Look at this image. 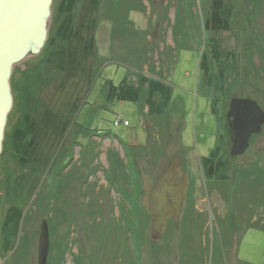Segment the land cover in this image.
<instances>
[{"label":"rangeland","instance_id":"rangeland-1","mask_svg":"<svg viewBox=\"0 0 264 264\" xmlns=\"http://www.w3.org/2000/svg\"><path fill=\"white\" fill-rule=\"evenodd\" d=\"M212 1L127 0L120 13L115 10L116 0L108 4L106 0H81L74 28L83 42L58 38L49 52L52 56L64 52L66 66H75L74 74H60L47 65L43 78L28 86L21 72L37 66L42 56L16 68L17 92L13 91L14 108L6 131L12 133L21 118L17 104L25 99L23 89L28 90V109L39 127V135L32 138L38 142L40 161L35 162L37 168H23L11 147L1 159L0 264H38L45 219L50 226L49 264L62 262L59 246L66 244L62 237L74 220L70 243L75 239L78 243L70 244L63 264H75L74 253H79L84 264H264V229H248L252 224H264V200H260L264 173L252 175V182L240 185L236 172L249 165L264 169V127L244 154L232 157L226 121L232 98L255 100L264 110V0H222L230 28L209 31L204 21ZM141 2L145 8L131 10L129 22H120L116 29L113 20H123L126 6L143 7ZM180 8L193 9L198 16L186 15L180 23ZM181 26L188 33L179 48L173 31ZM76 46L78 57L73 64L69 55ZM85 47L87 52H83ZM208 52L206 70L199 63ZM127 73L131 81L142 83L148 77L163 82L165 89L173 88L162 118L149 114L147 91L154 83L150 80L139 102L109 98L110 79L117 84ZM219 135L223 146L215 162L225 155L231 167L237 168L230 171L233 189L225 193L208 182L201 157L210 154ZM156 143L159 156L153 163L151 152L158 148ZM175 155L183 158L189 192L182 216L168 223L162 240L155 242L150 192ZM130 173L133 177H128ZM11 179L16 180L14 184L20 181L18 189L9 193ZM111 180L120 182L121 188L130 184L134 192L131 203L135 204L130 203L129 208L126 191L119 193ZM131 191L127 189V194ZM13 207L23 211L16 230L7 224ZM122 207L130 209L127 221L121 217ZM137 207L144 209L141 218H133L132 210ZM194 215L199 219L197 229ZM116 221H122L124 228L115 227ZM12 233H16L15 245L7 252L5 242L13 239L4 237L14 238Z\"/></svg>","mask_w":264,"mask_h":264},{"label":"trees","instance_id":"trees-1","mask_svg":"<svg viewBox=\"0 0 264 264\" xmlns=\"http://www.w3.org/2000/svg\"><path fill=\"white\" fill-rule=\"evenodd\" d=\"M108 1L110 0H106L105 4H108ZM134 2V0H132ZM142 1V0H141ZM212 10L210 15L205 19L204 21V27L206 30L209 31H220V30H228L230 28L229 25V13L227 8L223 5L222 0H213L212 1ZM81 3V0H54V16H53V23H52V27L50 30V36H49V40L45 46L44 52L41 57L40 62L38 63L37 66H35L34 68L28 69V70H22V74L24 75V84H27L28 86L31 85H36V82H38V80H40L41 78H43L44 75V68L47 65H51L53 66V71L55 72H59L60 74H70L73 75V67L72 66L69 68V66H66V58H65V53L63 52V49L61 54L59 55H51L49 54L50 50L55 48L56 45V41L58 40V38L63 39L64 41H68L71 40L72 42L74 41H79V43L83 42V37L80 33L79 30H75L74 28V24H75V20H76V13H77V9L79 8ZM117 3V7H116V11H119L121 13L122 7L124 5L127 4V0H116ZM141 4H143L141 2ZM137 5L134 4H130L128 6H126L127 9V15L126 18H124L123 20H113V24L115 25L114 27L117 29L120 22L123 23H128L129 19H128V14L130 13L131 10L134 9H140L143 10L145 8L144 4L143 7H136ZM109 8V6H108ZM182 8V7H181ZM178 9L177 10V18L178 21H180V23L182 21H184L185 16L186 15H197L198 14L196 12L192 10H187V9ZM117 13V12H115ZM120 15H118L119 17ZM198 21H199V17H198ZM188 31L185 29L184 26L181 27H177L174 28L173 31V37L174 40L176 41V46L179 48H182L181 44H182V39L187 35ZM183 37V38H182ZM71 38V39H70ZM182 38V39H181ZM86 42V41H84ZM211 49H212V53L214 52L213 55H215L216 58V52L214 51V46L211 45ZM48 50V51H47ZM78 48L77 46L75 47L74 51L72 52V56L69 55V60L71 61V63L76 64L77 63V57H78ZM88 51V47H85L83 52H87ZM211 53V54H212ZM48 55V56H47ZM207 61H210V52L203 54V56L201 57L200 63L199 65L202 67V69H206L207 70ZM209 68V67H208ZM16 71V70H15ZM51 72V71H50ZM53 73L51 72V75ZM41 77V78H40ZM14 75L12 77V86L14 87L13 91L15 93V91L17 92V81L13 80ZM149 80L151 81L150 83H153L152 88H150L147 92H148V96L146 98L147 103H148V107H149V114L151 115L152 118H160L163 114L164 111L166 109L169 108L170 103L172 101L173 98V88L169 87L166 88L165 87L167 85H165L163 82H157L154 81L152 79H149L148 77H143L142 79V83L141 80L139 81L138 79L136 81H131V76L130 73H127L123 79L119 82V83H114L113 80L110 79L108 85L110 86L109 89V95H110V99H114V100H126V101H133V102H139L141 100V98H143V94L146 92V90L149 88L148 84ZM148 87V88H147ZM30 89V87H29ZM24 90V98L22 102H18V107L17 109L20 112V116L21 118L19 119V121L17 120L16 123L14 124V130L12 133H9L6 131V138L4 141V152L2 155V158L4 157V154L7 153V147H11L13 150V157L17 160H20L19 162H21L22 167L26 168V167H30L35 165V162H39V147H38V142L35 140V138H32V135H37L39 127L38 125H35L36 123H34L32 117H31V109H28L29 107V99L30 97V93L28 94V90ZM27 94V95H26ZM157 94L160 96L161 98V103L158 100ZM17 99V96L15 97ZM15 99V101H16ZM18 99L20 100V97H18ZM27 103V104H26ZM22 104V105H21ZM24 106V107H23ZM25 108H27L28 110L25 111ZM162 118V117H161ZM34 135V136H35ZM39 135V134H38ZM37 135V136H38ZM257 137V135H254L252 140ZM158 146V143H156ZM223 145H221V139H220V135L218 136V141L213 149V151L211 152V154L207 157H203L202 158V162L204 163V165L206 166V174L209 178V183L212 185H215L216 187H219L220 189H223V191H229V189H233V186L230 185V178H231V172L230 171H235V169L237 168H232L230 165L229 160H225L226 158L225 155L224 157L219 158V160L217 162H215L216 159H218V152L221 150V147ZM160 146H158V148H153L152 152H151V161H153V163H155V161L157 160L156 158H158L159 154H158V150H159ZM1 167H2V160H1ZM21 167V166H20ZM37 168V167H36ZM35 168V169H36ZM131 167H129L128 171L130 170ZM2 170V168H1ZM264 169H259L257 167V165H249L246 166L244 168H241V170L238 168V170H236V172L238 173V176L240 177V180L238 181V183L241 185L242 183H244L245 181L248 182H252L253 178H250L252 175H261L264 172ZM133 173V172H132ZM234 175H236V173H234ZM128 177H133V174H128ZM11 179V181H8V191L9 193L13 190L16 191V189H18L19 186V181L18 180V184H14V182L16 183V180ZM110 180V179H109ZM139 182V181H138ZM111 184L116 187L115 189L123 194L124 191H126V197L127 199H129V203L127 204V206H129L130 208V203L131 200L134 197V192H133V188L131 187V185L129 184L128 187H125L123 185H120V182H118L117 180L112 182L111 180ZM121 186V187H120ZM127 189L131 192H128L127 194ZM238 189V188H237ZM210 190V188H209ZM212 190V188H211ZM123 191V192H122ZM247 193V192H246ZM125 197V198H126ZM260 200H264V196L260 198ZM259 200V201H260ZM132 205L135 203H131ZM126 208L125 209L122 207L121 209V213H122V219H125L127 221V219H129L128 217L130 216V209ZM138 208V207H137ZM15 209V211L12 212V210ZM144 209L138 208L136 209V211H133V218L135 217H140L141 215H143V211ZM194 211V210H193ZM10 217H8V222L7 224L10 226H12L11 228L13 229H18V227L21 224L22 218H23V211L22 208H18V207H13L12 209H10L9 211ZM128 213L129 216L126 214ZM192 213V212H191ZM131 217V216H130ZM194 220V228L197 229V225L199 222V219L196 220L195 215L192 217ZM121 219V220H122ZM174 219H171L169 221L172 222ZM192 222V221H191ZM72 224L69 225L70 227V231L67 230L66 233L63 235L62 240H65L66 244H62L60 243L59 246V254L61 256V259L59 261H62L61 263L58 264H63L65 261V257L66 254L71 250V245L73 244H77L78 243V239H75L74 241H72V243H70L71 240V235L73 233L72 229H74V227L76 226V222L75 220L71 222ZM193 223V222H192ZM226 223V222H225ZM115 227L117 228H124V223H122V221H116L115 223ZM91 227L94 226V223L90 224ZM191 226V225H190ZM8 227V226H7ZM5 227V230H7ZM249 228H260V229H264V224L260 223L259 225H255L252 224ZM14 232V231H13ZM8 233H10L8 231ZM105 233L102 232L101 236H104ZM188 234V232H187ZM16 235V233H12V236L14 237ZM106 236V235H105ZM107 236H110V234H107ZM68 238V239H67ZM6 239V241H9L11 239L12 242H5V249L7 252H11L14 248L15 245V240L16 238H9V235H7L6 237H4V240ZM69 241V242H68ZM71 244V245H70ZM64 260V261H63ZM74 260H75V264H84L82 262V257L78 254L74 253ZM244 264H251L248 262H243Z\"/></svg>","mask_w":264,"mask_h":264},{"label":"water","instance_id":"water-1","mask_svg":"<svg viewBox=\"0 0 264 264\" xmlns=\"http://www.w3.org/2000/svg\"><path fill=\"white\" fill-rule=\"evenodd\" d=\"M54 0H0V163L9 115L14 108L12 77L16 68L42 54L50 36ZM232 157L244 154L254 135L262 133L264 110L249 98H232L227 112ZM1 167V166H0ZM189 174L181 155H175L153 183L149 209L152 237L159 242L168 222L182 216ZM48 220L41 225L38 264H49Z\"/></svg>","mask_w":264,"mask_h":264},{"label":"flooded vegetation","instance_id":"flooded-vegetation-1","mask_svg":"<svg viewBox=\"0 0 264 264\" xmlns=\"http://www.w3.org/2000/svg\"><path fill=\"white\" fill-rule=\"evenodd\" d=\"M232 100V99H231ZM231 100H230V102L229 103H231ZM230 107V106H229ZM227 112H228V110H227ZM226 121H227V115H226ZM227 123H228V121H227ZM208 182H209V180H208ZM189 185H190V182H189ZM208 186H210V185H208ZM236 188H238V186L236 187ZM235 188V189H236ZM237 190V192H238V189H236ZM188 192H189V189H188ZM226 191H224V193H225ZM231 192V191H230ZM231 194V193H230ZM233 196H235V195H233ZM237 199H234L233 198V201H236ZM232 202V201H231ZM151 214V213H150ZM169 223V222H168ZM168 226V225H167Z\"/></svg>","mask_w":264,"mask_h":264},{"label":"crops","instance_id":"crops-1","mask_svg":"<svg viewBox=\"0 0 264 264\" xmlns=\"http://www.w3.org/2000/svg\"><path fill=\"white\" fill-rule=\"evenodd\" d=\"M199 68V67H198ZM213 105V104H212ZM212 105H211V109H212ZM213 140H214V138H211V144H210V147L209 148H212L211 146H212V143H213ZM216 145V144H215ZM215 147V146H214ZM214 147L211 149V152L213 151V149H214ZM211 152H210V154H211ZM209 154V155H210ZM208 155V156H209ZM201 157H207V156H201Z\"/></svg>","mask_w":264,"mask_h":264},{"label":"bare ground","instance_id":"bare-ground-1","mask_svg":"<svg viewBox=\"0 0 264 264\" xmlns=\"http://www.w3.org/2000/svg\"><path fill=\"white\" fill-rule=\"evenodd\" d=\"M10 116V115H9ZM9 119V118H8Z\"/></svg>","mask_w":264,"mask_h":264}]
</instances>
